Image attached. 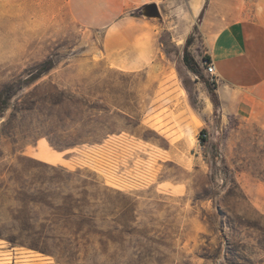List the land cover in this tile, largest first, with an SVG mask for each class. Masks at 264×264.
Listing matches in <instances>:
<instances>
[{
    "label": "rangeland",
    "instance_id": "rangeland-1",
    "mask_svg": "<svg viewBox=\"0 0 264 264\" xmlns=\"http://www.w3.org/2000/svg\"><path fill=\"white\" fill-rule=\"evenodd\" d=\"M206 2L0 0V264H264V115L213 103ZM123 15L154 37L87 28Z\"/></svg>",
    "mask_w": 264,
    "mask_h": 264
},
{
    "label": "crops",
    "instance_id": "crops-1",
    "mask_svg": "<svg viewBox=\"0 0 264 264\" xmlns=\"http://www.w3.org/2000/svg\"><path fill=\"white\" fill-rule=\"evenodd\" d=\"M85 10L84 16L91 18L89 10L94 9ZM203 20L205 54L219 76L214 92L221 110L227 116L264 115V0H207ZM94 21L87 28L104 29L109 37L116 32L124 45L125 38L129 43L150 40L155 33L151 21L126 15L98 25Z\"/></svg>",
    "mask_w": 264,
    "mask_h": 264
},
{
    "label": "built area",
    "instance_id": "built-area-1",
    "mask_svg": "<svg viewBox=\"0 0 264 264\" xmlns=\"http://www.w3.org/2000/svg\"><path fill=\"white\" fill-rule=\"evenodd\" d=\"M203 69L204 73L208 76L209 83L212 85L218 84L219 76L217 75L215 65L212 63L211 60L205 59L203 61Z\"/></svg>",
    "mask_w": 264,
    "mask_h": 264
},
{
    "label": "water",
    "instance_id": "water-1",
    "mask_svg": "<svg viewBox=\"0 0 264 264\" xmlns=\"http://www.w3.org/2000/svg\"><path fill=\"white\" fill-rule=\"evenodd\" d=\"M140 16L144 18H160L158 9L155 5H148L140 10ZM93 32V30H90Z\"/></svg>",
    "mask_w": 264,
    "mask_h": 264
},
{
    "label": "bare ground",
    "instance_id": "bare-ground-1",
    "mask_svg": "<svg viewBox=\"0 0 264 264\" xmlns=\"http://www.w3.org/2000/svg\"><path fill=\"white\" fill-rule=\"evenodd\" d=\"M201 3H202V0H192V3H191L192 9L194 11L199 10ZM42 158L45 160H48V161H52L54 159L53 156L49 155V153H47V152L43 153Z\"/></svg>",
    "mask_w": 264,
    "mask_h": 264
},
{
    "label": "trees",
    "instance_id": "trees-1",
    "mask_svg": "<svg viewBox=\"0 0 264 264\" xmlns=\"http://www.w3.org/2000/svg\"><path fill=\"white\" fill-rule=\"evenodd\" d=\"M206 60H209V58H206ZM183 61H184L185 66L188 68V65H190V63H189V56L186 52L183 54ZM209 93L211 95L213 103L216 104L218 101L216 93L213 91H209Z\"/></svg>",
    "mask_w": 264,
    "mask_h": 264
}]
</instances>
